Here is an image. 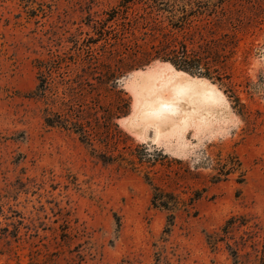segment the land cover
<instances>
[{"label": "rangeland", "instance_id": "obj_1", "mask_svg": "<svg viewBox=\"0 0 264 264\" xmlns=\"http://www.w3.org/2000/svg\"><path fill=\"white\" fill-rule=\"evenodd\" d=\"M119 2L0 0V264H234L208 235L264 221V0L190 1L203 14L176 35L219 49L228 78L187 74L214 86V112L162 135L132 82L163 63L140 65L153 21L182 14ZM57 116L66 128L45 124Z\"/></svg>", "mask_w": 264, "mask_h": 264}, {"label": "trees", "instance_id": "obj_2", "mask_svg": "<svg viewBox=\"0 0 264 264\" xmlns=\"http://www.w3.org/2000/svg\"><path fill=\"white\" fill-rule=\"evenodd\" d=\"M181 1L185 2V5H182L177 9H175L176 6H169V3H166L163 0L162 3H160V6L162 7L155 6V10L159 13L173 16V14L177 12L182 14V16L177 19L178 22L176 23H173L170 21L171 18H168L169 24L167 26H162V23L153 21V26L150 29L151 45L149 51L144 53V59L141 61L140 65L143 66L153 61H160L171 65L176 71L191 76H199L211 81L215 79L223 82L228 78L225 77L223 65L226 57L219 52V49L215 51V49L210 47L208 43L199 44L194 47V43L189 41V39H179L176 35L184 30L182 21L185 22L187 18L196 14H203L200 9L204 8L201 3L198 2L196 3L197 9L194 10L190 7L191 0ZM187 1H189V3H187ZM150 2L157 4V0H120L117 8H123L125 13H127V10L130 9L129 7L135 3L144 4L148 6L147 8H153L150 7ZM186 6H189V9H187ZM112 12L115 13L116 11L112 10ZM110 18L112 20L113 17ZM140 18L145 19L143 15H139L135 18L134 22L137 23ZM123 39L122 36H115L114 40L120 43ZM132 52V55L134 56L137 54V51L135 50H132ZM53 62L54 61L47 63L40 62L39 67L52 69L54 65ZM43 80L44 79L41 80L39 90H43ZM43 95L44 92L40 94V96ZM64 121L65 120L61 117L57 116L55 119L48 118L45 120V124L48 127L66 128L67 125ZM69 125L82 134H86L87 132L86 126L81 121L77 120L75 123L69 122ZM169 200H171L170 197H160L158 194H155L152 199V204L155 207L168 209L170 204H172ZM227 241H231L232 244L227 243ZM207 242L213 249H216L219 244L226 243V247L234 264H245L244 260L253 262L254 264H264V221L256 220V218H251L245 215H233L225 221L219 232L208 235Z\"/></svg>", "mask_w": 264, "mask_h": 264}, {"label": "bare ground", "instance_id": "obj_3", "mask_svg": "<svg viewBox=\"0 0 264 264\" xmlns=\"http://www.w3.org/2000/svg\"><path fill=\"white\" fill-rule=\"evenodd\" d=\"M158 64L161 66L136 72L137 76L132 82V90L137 98L136 111L147 125L145 129L151 128L154 134L162 135L173 128H184L199 114H213L219 98L213 85L205 79L176 71L167 63Z\"/></svg>", "mask_w": 264, "mask_h": 264}]
</instances>
